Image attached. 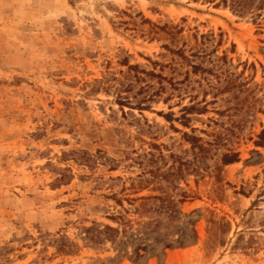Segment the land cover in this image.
Wrapping results in <instances>:
<instances>
[{
  "label": "rangeland",
  "instance_id": "1",
  "mask_svg": "<svg viewBox=\"0 0 264 264\" xmlns=\"http://www.w3.org/2000/svg\"><path fill=\"white\" fill-rule=\"evenodd\" d=\"M222 1L0 0V264H264V0Z\"/></svg>",
  "mask_w": 264,
  "mask_h": 264
},
{
  "label": "trees",
  "instance_id": "2",
  "mask_svg": "<svg viewBox=\"0 0 264 264\" xmlns=\"http://www.w3.org/2000/svg\"><path fill=\"white\" fill-rule=\"evenodd\" d=\"M228 1L229 0H223L222 2L224 4H227ZM231 1L234 3V5L236 6V8H238L239 11L242 10L245 7L244 5H241V3H239V1H242V0H231ZM175 53L176 54H179V56L182 57L185 61L191 63L189 57H187L186 55H183L184 54L183 51H176ZM191 66H194V65L191 64ZM193 68L196 69V70L199 69L198 66H195ZM120 105L121 106H124L126 104L124 103V101H120ZM138 107H139L138 108L139 110H145L144 109L145 107H143L142 105H138ZM184 110H186V111H192V110H194V106H192V107H185ZM164 117L165 118H171V115H166ZM192 141H193L195 147H198L199 149H202V150L205 149L203 145L197 144V142H199V139L198 138L194 137V138H192ZM256 146L258 148H263L264 149V134L260 135V141H258L256 143ZM238 158H239V156L237 155V153H232L231 155H227L226 157H224L223 163H224V165H232L234 163H238L239 162V159ZM142 199L145 200V201H152V200H158L160 202L162 201L161 197H156V196H154V197H144ZM171 206L172 205H169V207H171ZM182 246H183V244H179V247H182ZM172 247H174L173 244H168L166 246V248H172ZM145 248H146V246H142V247L136 249V255L139 256V253L141 251H143V249H145Z\"/></svg>",
  "mask_w": 264,
  "mask_h": 264
}]
</instances>
